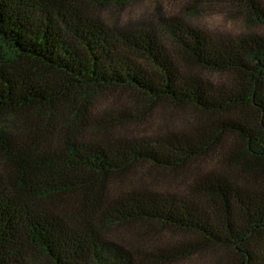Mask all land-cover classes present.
Listing matches in <instances>:
<instances>
[{"label":"trees","instance_id":"1","mask_svg":"<svg viewBox=\"0 0 264 264\" xmlns=\"http://www.w3.org/2000/svg\"><path fill=\"white\" fill-rule=\"evenodd\" d=\"M137 1L0 0V264H264V0Z\"/></svg>","mask_w":264,"mask_h":264},{"label":"rangeland","instance_id":"2","mask_svg":"<svg viewBox=\"0 0 264 264\" xmlns=\"http://www.w3.org/2000/svg\"><path fill=\"white\" fill-rule=\"evenodd\" d=\"M160 11L176 18H186L201 29L215 35H228L238 30V24L233 17L235 10L220 2L201 4L197 0H140L127 7L120 20L126 21L139 15L154 16ZM103 16L109 20L107 12ZM259 30L264 32V25Z\"/></svg>","mask_w":264,"mask_h":264}]
</instances>
